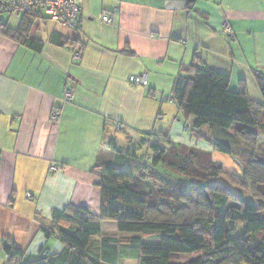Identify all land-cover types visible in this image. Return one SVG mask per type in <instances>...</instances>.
Here are the masks:
<instances>
[{
	"label": "crops",
	"instance_id": "0c3cea01",
	"mask_svg": "<svg viewBox=\"0 0 264 264\" xmlns=\"http://www.w3.org/2000/svg\"><path fill=\"white\" fill-rule=\"evenodd\" d=\"M76 3V32L41 37L40 27L51 22L33 24L29 38L44 44L40 52L0 35V264L7 241L23 252V261L43 250L60 254L63 245L42 233L53 212L86 207L98 216L92 169L113 166L118 152L139 143L165 146L159 135L168 124L171 143L213 152L183 131L193 118L163 100L179 76L191 78L193 66L228 75L231 91L242 84L251 101L263 104L257 79L264 78V0H195L191 8L185 0ZM101 12L111 24L99 20ZM53 32L67 44L51 43ZM131 75H144L147 87L130 86ZM67 90L71 101L64 100ZM53 111L58 125L51 122ZM51 166L60 172L51 173ZM101 232L132 237L113 222L101 223ZM118 264L138 263L122 257Z\"/></svg>",
	"mask_w": 264,
	"mask_h": 264
},
{
	"label": "trees",
	"instance_id": "16d2710c",
	"mask_svg": "<svg viewBox=\"0 0 264 264\" xmlns=\"http://www.w3.org/2000/svg\"><path fill=\"white\" fill-rule=\"evenodd\" d=\"M7 1L0 0V14L20 15L21 19L16 29L0 22V35L40 52L44 44L29 38V33L36 21H48L31 12L13 10ZM185 1L189 8L195 2ZM49 41L57 46L67 44L55 32ZM190 73L191 78L179 76L172 95L163 100L172 101L183 116L193 118L183 131L209 144L213 152L230 154L222 141L232 136L252 148L241 161V176L223 173L221 165L211 159L213 152L171 143L168 124L159 135L166 140L165 146L139 143L125 155L118 152L113 166L99 164L92 169L100 190L98 216L86 207L53 212L42 233L63 245L60 254L49 256L43 250L36 259L23 261V252L7 241L1 251L5 264H118L122 257L138 264H182L181 257L195 253H202L205 259L198 257L186 264H264V205L237 195L233 198L224 187H216L220 176L231 178L234 185L250 190L255 200L264 202V153L261 158L254 153L258 134H264V78L257 79L263 99V104H257L248 98L242 84L231 91L226 74L196 66ZM145 158L150 165L141 162ZM158 168L210 182L202 188L175 183ZM151 180L161 187L156 188ZM103 222L115 223L118 233L132 237L102 235Z\"/></svg>",
	"mask_w": 264,
	"mask_h": 264
},
{
	"label": "rangeland",
	"instance_id": "374dc122",
	"mask_svg": "<svg viewBox=\"0 0 264 264\" xmlns=\"http://www.w3.org/2000/svg\"><path fill=\"white\" fill-rule=\"evenodd\" d=\"M10 16H11V18H10ZM19 18L20 17H17V15H8V14H3V13L0 14V22L9 24L10 28H13V26H16L19 23V21H20ZM37 23L42 25L40 21H37ZM41 27L39 30V36H41V37L42 36L45 37L52 30H58L59 32L60 31H66L65 28H61V27H59L53 23L52 24L48 23L47 26H45L46 28H44V27L41 28ZM205 129L206 128L203 129V132L206 131ZM207 131H208V129H207ZM259 135H260V137H259ZM259 135H258L257 142L255 144L254 153H255L256 157L261 158L262 153H264V134L259 133ZM234 139H235V137L232 136V137H226L225 139H223L224 141H222L223 145L228 146L230 148V150H231L230 154H225V153H222L219 151H215V152L211 153V159L213 162L219 163L221 165L223 173H227L228 175H231V176H241V174H242V169H241V165H240L241 161L248 158L246 156V155L249 156L247 151L251 150L252 148L247 147L240 140H237L238 142H236V140L234 141ZM206 147H208V146H206ZM209 147L211 149H213L211 146H209ZM242 148H245V149H242ZM143 151H144V149H141L139 154L141 155V153ZM241 155L243 156L242 157L243 159L241 158ZM141 162L146 164V165H150V160H148L146 158L143 159V161L141 160ZM158 170L160 172H162V174L164 173L165 175H167L169 177V179L173 180L175 183H181V184H185L188 186L194 185L195 187H201L202 188L203 185L210 182L208 179L204 181L200 178H198V179L194 178V177L187 178V177H184L178 173H172V172H169V171L164 170V169L158 168ZM191 180L196 181V182H193V184H191V182H190ZM151 183H153L156 188L161 187V185L155 181L151 180ZM217 185L219 187H224L225 190H228L229 194L233 198H234V195H237L238 197L242 198L245 201L255 202L256 205H258V203H262L264 205V202L260 201V199L259 200L254 199L250 190H245L243 188L241 189L238 186L234 185V182L231 178L220 176L219 182L216 183V187H217ZM217 189H218V187H217ZM206 195H208V194H206ZM202 200H200V202H203ZM175 203H178V201H176ZM259 207L262 208L261 206H259ZM261 215H264V213H262ZM240 231H241L240 228H238L237 233H240ZM198 257H202L205 259V256L202 253H195V254H192V255L187 256V257H181L179 261L182 264H186L192 260H195Z\"/></svg>",
	"mask_w": 264,
	"mask_h": 264
},
{
	"label": "built area",
	"instance_id": "2783aa9c",
	"mask_svg": "<svg viewBox=\"0 0 264 264\" xmlns=\"http://www.w3.org/2000/svg\"><path fill=\"white\" fill-rule=\"evenodd\" d=\"M11 9L21 13L31 12L39 20L46 19L48 22L72 31H77L80 26L81 12L76 0H8ZM99 20L105 24H111L112 20L106 12H101ZM37 22V21H36ZM127 82L133 87H146L147 79L144 75H131ZM73 93L71 90L65 91L64 100L71 101ZM51 122L59 124L60 116L57 111L51 113ZM51 173L60 172L57 166L50 167ZM27 199H32L31 194L26 195Z\"/></svg>",
	"mask_w": 264,
	"mask_h": 264
}]
</instances>
